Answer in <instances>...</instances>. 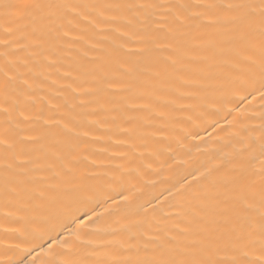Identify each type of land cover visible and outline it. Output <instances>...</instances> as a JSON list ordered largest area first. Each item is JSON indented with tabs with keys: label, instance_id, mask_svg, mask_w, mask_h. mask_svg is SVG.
I'll list each match as a JSON object with an SVG mask.
<instances>
[{
	"label": "bare ground",
	"instance_id": "bare-ground-1",
	"mask_svg": "<svg viewBox=\"0 0 264 264\" xmlns=\"http://www.w3.org/2000/svg\"><path fill=\"white\" fill-rule=\"evenodd\" d=\"M0 264H264V0H0Z\"/></svg>",
	"mask_w": 264,
	"mask_h": 264
}]
</instances>
